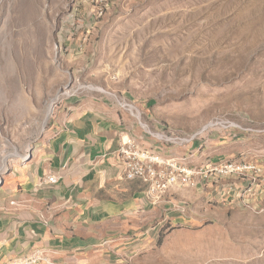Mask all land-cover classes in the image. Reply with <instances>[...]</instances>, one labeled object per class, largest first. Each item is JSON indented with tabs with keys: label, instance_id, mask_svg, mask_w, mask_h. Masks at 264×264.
Masks as SVG:
<instances>
[{
	"label": "rangeland",
	"instance_id": "1",
	"mask_svg": "<svg viewBox=\"0 0 264 264\" xmlns=\"http://www.w3.org/2000/svg\"><path fill=\"white\" fill-rule=\"evenodd\" d=\"M90 96L131 110L162 148L217 120L193 141L201 164L263 169L252 192L225 177L243 183L240 204L188 249L127 264H264V206L249 201L264 190V0H0V183L59 107Z\"/></svg>",
	"mask_w": 264,
	"mask_h": 264
},
{
	"label": "crops",
	"instance_id": "2",
	"mask_svg": "<svg viewBox=\"0 0 264 264\" xmlns=\"http://www.w3.org/2000/svg\"><path fill=\"white\" fill-rule=\"evenodd\" d=\"M127 139L192 166L204 161L200 143L154 144L117 101L90 96L59 107L29 161L0 183V264L31 256L40 257L36 264L132 263L149 249H188L191 234L206 235L208 223L228 221L237 209L243 183L234 178L147 203L145 185L125 177L117 152ZM49 173L56 183L43 182ZM249 201L264 206V190Z\"/></svg>",
	"mask_w": 264,
	"mask_h": 264
},
{
	"label": "built area",
	"instance_id": "3",
	"mask_svg": "<svg viewBox=\"0 0 264 264\" xmlns=\"http://www.w3.org/2000/svg\"><path fill=\"white\" fill-rule=\"evenodd\" d=\"M217 120L209 121L200 132L217 125ZM200 132L192 135H179L175 137L178 145L192 143ZM172 134V133H171ZM118 155L123 165L125 177L129 180L139 179L145 185L144 197L147 203L158 205L167 195L176 189L193 186L198 182L217 183L225 177H237L245 180L247 192L261 188L263 169L253 162L234 160L212 161L192 166L185 157H163L157 152L139 146L135 141L127 139L122 141ZM59 176L49 173L43 182L54 184ZM40 257L31 256L19 259L13 264H36Z\"/></svg>",
	"mask_w": 264,
	"mask_h": 264
},
{
	"label": "bare ground",
	"instance_id": "4",
	"mask_svg": "<svg viewBox=\"0 0 264 264\" xmlns=\"http://www.w3.org/2000/svg\"><path fill=\"white\" fill-rule=\"evenodd\" d=\"M52 103H53V101L49 104V111L51 110V107H52Z\"/></svg>",
	"mask_w": 264,
	"mask_h": 264
},
{
	"label": "water",
	"instance_id": "5",
	"mask_svg": "<svg viewBox=\"0 0 264 264\" xmlns=\"http://www.w3.org/2000/svg\"><path fill=\"white\" fill-rule=\"evenodd\" d=\"M30 156V155H29ZM3 182V179H1V183Z\"/></svg>",
	"mask_w": 264,
	"mask_h": 264
},
{
	"label": "trees",
	"instance_id": "6",
	"mask_svg": "<svg viewBox=\"0 0 264 264\" xmlns=\"http://www.w3.org/2000/svg\"><path fill=\"white\" fill-rule=\"evenodd\" d=\"M161 241V238H159V242Z\"/></svg>",
	"mask_w": 264,
	"mask_h": 264
}]
</instances>
